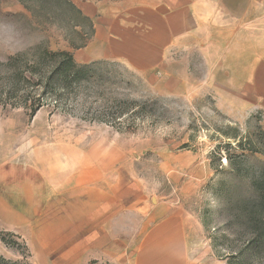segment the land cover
<instances>
[{"label": "rangeland", "instance_id": "1", "mask_svg": "<svg viewBox=\"0 0 264 264\" xmlns=\"http://www.w3.org/2000/svg\"><path fill=\"white\" fill-rule=\"evenodd\" d=\"M70 1L75 6L76 2H98ZM25 25L36 27L23 6L17 0H0V176L7 173L18 180L26 159L46 145L121 150L123 160L117 170L121 180L139 183L149 207L170 205L188 217L193 233L188 238L189 263L226 264L222 256L229 250L217 246L216 252L212 246L224 221L214 190L219 183L234 179L227 169L225 147H235L234 134L254 140L264 131L260 113L244 110L234 100V83L248 62L203 59L193 44L173 50L159 70L143 74L116 60L84 62L78 50L88 45L94 30L91 38H84L82 48L71 49L54 28L45 25L44 31L36 32ZM42 40L52 50L68 49L72 55L77 51L80 56L75 59L73 55L75 62L94 64L93 70L84 86L58 101L32 99L25 104L19 96L24 86L17 95L5 93L12 69L9 58L28 53ZM18 58L22 61L21 55ZM29 91L35 98L40 92L34 87ZM38 103L41 106L36 108ZM240 153L230 150L232 156ZM246 161L264 167L262 156H247ZM137 219L123 212L109 219L110 231L136 246L144 231ZM203 222L208 223V230ZM58 226L52 220L37 236L0 220V264H79L68 252L51 249ZM92 255L85 264H123L100 251Z\"/></svg>", "mask_w": 264, "mask_h": 264}, {"label": "crops", "instance_id": "2", "mask_svg": "<svg viewBox=\"0 0 264 264\" xmlns=\"http://www.w3.org/2000/svg\"><path fill=\"white\" fill-rule=\"evenodd\" d=\"M76 6L94 27L91 41L78 50L84 62L116 60L146 74L159 70L173 50L193 44L203 59L247 61L234 83V100L258 111L264 124V0H98ZM122 160L121 150L97 145L84 151L63 144L37 148L18 180L0 176V220L37 236L57 220L51 249L68 252L79 264L98 251L123 264H190L188 217L170 205L149 207L139 183L121 180ZM123 212L144 228L136 246L110 231L109 219Z\"/></svg>", "mask_w": 264, "mask_h": 264}, {"label": "trees", "instance_id": "3", "mask_svg": "<svg viewBox=\"0 0 264 264\" xmlns=\"http://www.w3.org/2000/svg\"><path fill=\"white\" fill-rule=\"evenodd\" d=\"M17 1L29 14L30 23L36 25L26 27L36 32L44 31L45 25L52 27L63 35L64 42L71 49L82 48L93 35L91 20L70 0ZM77 39L81 42L76 43ZM20 55L22 61L18 58ZM20 55L9 58L12 69H9L11 72L5 82V93L17 95L24 86L25 90L19 96L25 104L40 103L45 98L58 101L77 87L84 86L94 65L77 64L70 50H52L47 40ZM33 87L40 91L36 98L29 91ZM34 111L35 108L32 113ZM231 137L236 145L227 144L224 157L234 179L219 183L214 190L224 221L212 246L216 252L217 246L229 250L227 256H222L226 264H264V167L246 161L247 156L264 157V131L255 135L254 140L237 134ZM232 149L241 153L232 156ZM203 225L208 230V223L203 222Z\"/></svg>", "mask_w": 264, "mask_h": 264}]
</instances>
